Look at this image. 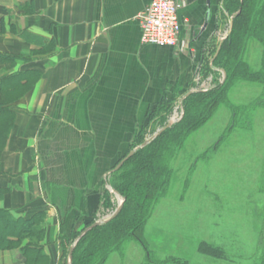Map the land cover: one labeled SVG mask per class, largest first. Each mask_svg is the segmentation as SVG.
I'll use <instances>...</instances> for the list:
<instances>
[{
	"label": "crops",
	"instance_id": "obj_1",
	"mask_svg": "<svg viewBox=\"0 0 264 264\" xmlns=\"http://www.w3.org/2000/svg\"><path fill=\"white\" fill-rule=\"evenodd\" d=\"M177 1L171 48L140 42L138 18L151 0H0V55L21 59L0 63V80L38 75L11 106L0 208L24 219L44 214L40 247L51 264H63L74 233L101 210L105 178L148 114L197 86L228 30L222 0ZM20 261L19 249L0 251V264Z\"/></svg>",
	"mask_w": 264,
	"mask_h": 264
},
{
	"label": "rangeland",
	"instance_id": "obj_2",
	"mask_svg": "<svg viewBox=\"0 0 264 264\" xmlns=\"http://www.w3.org/2000/svg\"><path fill=\"white\" fill-rule=\"evenodd\" d=\"M261 57V48L250 45L246 60L253 70L260 68ZM198 73L192 90L206 83L209 91L222 80L220 72ZM229 101L241 111L234 116L230 107H220L170 162L169 195L155 206L143 237L148 251L129 242L122 256L113 253L104 264L258 263L264 253V86L239 83ZM172 102L162 120L158 115L143 130L142 139L181 117L183 104ZM107 194V204L91 216L94 223L117 208V198ZM202 242L220 249L222 258L200 253Z\"/></svg>",
	"mask_w": 264,
	"mask_h": 264
},
{
	"label": "trees",
	"instance_id": "obj_3",
	"mask_svg": "<svg viewBox=\"0 0 264 264\" xmlns=\"http://www.w3.org/2000/svg\"><path fill=\"white\" fill-rule=\"evenodd\" d=\"M221 4L228 18L238 14L233 18L231 32L222 42L212 65L210 61L219 43L213 46L208 58H204L201 69L204 76L213 72V69L222 70L225 80L218 82L209 91L193 93L187 97L182 103V119L138 150L118 171L111 174L109 185L124 199L123 207L117 217L90 230L78 241L73 251L72 264H104L113 253L122 256L124 246L129 242L139 243L146 251L143 237L147 224L155 206L169 195L174 173L170 165L172 159L183 149L188 138L204 126L220 107H230L235 112L234 116L241 111L229 101V94L237 84L264 86V0H222ZM254 43L261 48L262 53L258 70H253L246 60L249 47ZM13 59L0 55V63H8ZM36 78L38 75L34 72H16L0 80V159L14 121L11 106L29 91ZM171 103L172 100H162L156 105L148 114L143 130L158 115L163 119L169 113ZM142 132L135 136L124 157L144 142ZM107 192L101 208L108 202ZM7 193V189L0 188V201ZM93 223L90 217L84 227L74 233L71 242ZM43 237L44 214L24 219L14 217L9 210L0 208V251L19 249L20 264H51L40 247ZM199 251L217 259L223 256L220 249L203 242L200 243ZM257 264H264V253Z\"/></svg>",
	"mask_w": 264,
	"mask_h": 264
},
{
	"label": "built area",
	"instance_id": "obj_4",
	"mask_svg": "<svg viewBox=\"0 0 264 264\" xmlns=\"http://www.w3.org/2000/svg\"><path fill=\"white\" fill-rule=\"evenodd\" d=\"M161 8H164V12L159 11ZM179 8L177 0H151L138 18L141 44L176 48L180 33L177 16ZM205 84L202 83L199 87L204 92L207 91Z\"/></svg>",
	"mask_w": 264,
	"mask_h": 264
},
{
	"label": "water",
	"instance_id": "obj_5",
	"mask_svg": "<svg viewBox=\"0 0 264 264\" xmlns=\"http://www.w3.org/2000/svg\"><path fill=\"white\" fill-rule=\"evenodd\" d=\"M238 14V13H237ZM233 15L231 17H229V20H228V30L226 32V34L224 36H222V38L220 39L219 41V44H218V47H217V50H216V53L213 57V59H211L210 61V66L212 65L214 59L216 58V56L218 55V52L220 50V46L222 44V42L226 39V37L230 34L231 32V29H232V21H233V18L237 15ZM209 20V12L206 14V22H208ZM213 71H216V72H220L221 75H222V80H221V83L225 80V73L224 71L222 70H215L213 69ZM201 92H204V90H201V89H196V90H190L189 92H187L184 96H182L180 99H179V105L182 107V103L183 101L189 97L191 94L193 93H201ZM182 116H183V109L181 111V117L176 120V121H173V122H168L165 126H163L161 129H159L158 131H156L152 136L148 137L146 140H144V142L139 145L138 147L134 148L133 150H131L124 158H122L120 160V162L115 166L114 169H112L108 176L105 178V182L107 184V179L108 177L118 171L122 166L123 164L128 160L130 159L138 150L144 148L146 145H148L149 143H151L153 140H155L161 133H163L165 130L171 128L172 125H174L175 123L179 122L181 119H182ZM107 189L109 190V192L115 196L118 200V205H117V208L114 210V212L109 215L108 217L106 218H103L99 221H96L95 223H93L92 225H90L89 227L85 228L79 235L78 237L73 241V243L71 244V246L68 248V253H67V257H66V264H72V255H73V251L75 249V246L76 244L78 243V241L87 233L89 232L90 230L98 227V226H102V225H105L107 224L108 222H110L111 220H113L115 217H117V215L120 213L122 207H123V203H124V199L116 192L114 191L110 186L107 185Z\"/></svg>",
	"mask_w": 264,
	"mask_h": 264
},
{
	"label": "bare ground",
	"instance_id": "obj_6",
	"mask_svg": "<svg viewBox=\"0 0 264 264\" xmlns=\"http://www.w3.org/2000/svg\"><path fill=\"white\" fill-rule=\"evenodd\" d=\"M164 8H166V7H164ZM164 8H161V10H159V11L164 12ZM150 32H152V30Z\"/></svg>",
	"mask_w": 264,
	"mask_h": 264
}]
</instances>
